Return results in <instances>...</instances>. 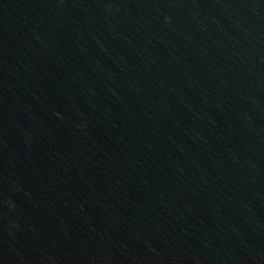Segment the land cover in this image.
Listing matches in <instances>:
<instances>
[{
	"label": "water",
	"instance_id": "obj_1",
	"mask_svg": "<svg viewBox=\"0 0 264 264\" xmlns=\"http://www.w3.org/2000/svg\"><path fill=\"white\" fill-rule=\"evenodd\" d=\"M0 243L264 264V0H0Z\"/></svg>",
	"mask_w": 264,
	"mask_h": 264
}]
</instances>
